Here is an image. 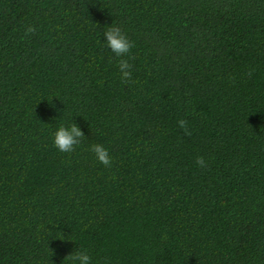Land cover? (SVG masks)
Segmentation results:
<instances>
[{
	"label": "trees",
	"instance_id": "trees-1",
	"mask_svg": "<svg viewBox=\"0 0 264 264\" xmlns=\"http://www.w3.org/2000/svg\"><path fill=\"white\" fill-rule=\"evenodd\" d=\"M72 122L84 138L61 153ZM75 251L264 264V0H0V264Z\"/></svg>",
	"mask_w": 264,
	"mask_h": 264
},
{
	"label": "clouds",
	"instance_id": "clouds-1",
	"mask_svg": "<svg viewBox=\"0 0 264 264\" xmlns=\"http://www.w3.org/2000/svg\"><path fill=\"white\" fill-rule=\"evenodd\" d=\"M36 29L32 26L27 27L25 35L35 33ZM105 38L104 47L111 51L115 57L118 58V69L121 75V80L125 84H131L133 65L129 63L128 59L123 57L129 56L134 43L122 32L119 27H108L103 33ZM134 59V57H130ZM177 125L183 130L187 136L191 135L188 129V122L186 120L177 121ZM84 138V133L80 127L72 122L70 127L60 126L53 136V147L61 153H71L75 147L80 144L81 139ZM91 152L95 155L96 160L105 167H111L112 158L107 149L102 145L95 144L91 146ZM196 164L200 168L207 167V161L202 156L196 158ZM65 260L71 261L72 264H91V257L86 251H75L68 255Z\"/></svg>",
	"mask_w": 264,
	"mask_h": 264
}]
</instances>
